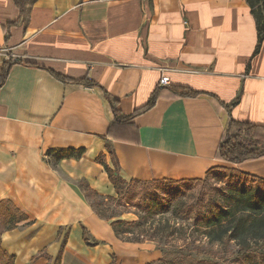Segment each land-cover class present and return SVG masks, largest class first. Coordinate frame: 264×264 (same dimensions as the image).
Wrapping results in <instances>:
<instances>
[{
	"label": "crops",
	"instance_id": "crops-1",
	"mask_svg": "<svg viewBox=\"0 0 264 264\" xmlns=\"http://www.w3.org/2000/svg\"><path fill=\"white\" fill-rule=\"evenodd\" d=\"M24 6L21 12L15 0H0V66L21 61L0 86V202L27 216L0 229V247L15 264H110L114 256L115 264H154L163 257L155 241L119 239L112 220L90 204L83 180L102 196L116 195L99 156L111 167L115 159L127 180L203 178L217 166L264 178V157L217 158L229 122L217 98L236 119L264 125V35L260 42L247 0ZM53 71L96 85L63 82ZM164 74L170 83L154 106L116 122L107 95L129 115ZM173 86L198 95L172 97ZM64 149L84 153L57 158ZM128 214L121 218L132 220Z\"/></svg>",
	"mask_w": 264,
	"mask_h": 264
},
{
	"label": "trees",
	"instance_id": "trees-1",
	"mask_svg": "<svg viewBox=\"0 0 264 264\" xmlns=\"http://www.w3.org/2000/svg\"><path fill=\"white\" fill-rule=\"evenodd\" d=\"M247 1L256 17L261 42L264 35V0ZM15 2L21 8V12H25L24 0H15ZM18 62L21 61L10 58L0 66V86L6 82L12 65ZM53 74L63 82L81 83L87 86L96 85L94 81L87 78L74 79L54 71ZM163 87L165 86L161 85V87L156 88L148 102L129 115H123L119 108V100L106 93L116 122L130 120L152 108L157 99L163 95ZM169 90L172 93V97L198 95L197 91L185 87L173 86ZM217 101L226 108L229 114L228 126L218 147L217 158L233 163L263 158L264 147L262 149L256 148V142L249 137L252 134L264 133V125L236 119L232 115L231 104L218 98ZM234 130H237V132L243 131L247 138H242ZM50 152H53V150ZM83 153L84 149H64L57 153V158L72 156L79 158ZM97 161L104 165L109 180L115 187L116 195L102 196L95 189H92L85 180L80 182L82 190L96 213L106 220H112L111 225L119 239L133 242L151 240L164 247L170 245L174 249L173 252L176 253L174 259L168 260L164 251L163 257L154 264H221L215 260L195 258L193 252L200 254L209 253V251L206 249L201 251V248L203 249L202 242L196 244V240H188V238L184 237L186 234L183 235L184 228L180 221L190 218L188 212L193 211L194 207H197L196 211L198 212L196 223L194 224L195 228L207 238V244L226 246L229 242L235 241L240 247L242 255L246 259L249 258L248 264H264V251H260L256 247L260 243L261 246H264L263 177L255 176L236 168L214 167L207 172L205 177L215 170L225 169L244 176L248 184L241 183L239 187L232 184L229 189H218L217 194L208 189L207 195L196 199L195 205L194 202L186 205L185 201L180 199L183 195H186V189H169L172 192L170 195H173V199L169 200L163 197L160 187L167 184L171 186V184L205 182V177L184 180H127L120 175L115 159H113L114 167H111L101 156L97 158ZM133 198L136 205L130 203ZM126 213L137 215V219L121 218ZM0 217L3 218L4 222H8L5 229H12L20 221L27 218L12 203L4 201L0 202ZM158 217L159 219H157ZM170 219L173 221L172 224H170ZM163 222L165 223L163 224ZM153 223L155 225L157 223L158 226L153 227ZM179 233L182 237H179ZM174 235H177V237H174ZM170 236L172 237L167 239ZM84 239L88 240L85 230ZM180 240H183L182 244L177 243ZM60 260V258L56 259L55 264H60ZM115 263L116 258L114 256L110 264ZM0 264H15L14 256L2 250L1 247Z\"/></svg>",
	"mask_w": 264,
	"mask_h": 264
},
{
	"label": "rangeland",
	"instance_id": "rangeland-1",
	"mask_svg": "<svg viewBox=\"0 0 264 264\" xmlns=\"http://www.w3.org/2000/svg\"><path fill=\"white\" fill-rule=\"evenodd\" d=\"M235 133L241 135L242 138H247L246 134L241 131L237 132V130H234ZM253 141L256 142V148L262 149L264 147V133L259 134H252L250 137ZM227 167V166H225ZM230 168V167H229ZM205 182H194V183H182L180 185L178 184H169L163 185L160 187L163 197H166V199H173V195H170L172 193L169 189H186V195H183L181 200L185 201V204H191L196 202V199H198L200 196H206L208 193V189L212 190L214 194L218 193V189L224 188L229 189L232 184H234L236 187H239L241 183L248 184L247 179L242 176L238 175L237 173L225 170V169H219L213 171L211 174H209L207 177L204 178ZM140 189V188H137ZM138 196V194H137ZM191 198V199H190ZM179 200V199H178ZM194 200V201H193ZM130 203L132 205H136L135 199L133 198ZM131 210H135L130 208ZM197 207H194L193 211H189L188 214L190 215V218H185L186 220H181L180 222L183 224L184 237L188 238V240H196V244L199 242H202L201 251L206 249L209 251V253H200L197 254L196 252H193V256L197 259H210L219 261L221 264H248V259L242 255V252L240 251V247L237 245L235 241L229 242L226 246L222 245H210L207 244V238L204 237L200 231H198L195 228L196 219L198 216V212L196 211ZM125 217V216H124ZM126 217L131 218L132 220L137 219V215L128 214ZM169 218V216H167ZM159 219V217L157 218ZM165 222H163L164 224ZM173 221L170 219V224H172ZM179 224V223H178ZM8 225V222H4L3 218L0 217V229L5 228ZM153 227L158 226V224L153 223ZM160 235V234H159ZM179 237H182L181 234ZM172 236L168 237L167 239H170ZM174 237H177V235H174ZM157 243V242H156ZM178 244H182L183 240L177 241ZM195 243V242H193ZM162 252L165 253V257L170 260L174 259L175 252L174 249L170 245L164 247L162 245L156 244ZM259 246H256L259 248L260 251H264V246H261V243L258 244ZM205 251V250H204Z\"/></svg>",
	"mask_w": 264,
	"mask_h": 264
},
{
	"label": "built area",
	"instance_id": "built-area-1",
	"mask_svg": "<svg viewBox=\"0 0 264 264\" xmlns=\"http://www.w3.org/2000/svg\"><path fill=\"white\" fill-rule=\"evenodd\" d=\"M162 69H164V68H162ZM169 83H170V77L168 75H165V74L162 75L159 84L164 86V85H168Z\"/></svg>",
	"mask_w": 264,
	"mask_h": 264
}]
</instances>
